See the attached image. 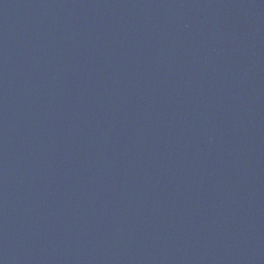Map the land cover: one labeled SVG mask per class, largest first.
Instances as JSON below:
<instances>
[{
	"label": "water",
	"instance_id": "water-1",
	"mask_svg": "<svg viewBox=\"0 0 264 264\" xmlns=\"http://www.w3.org/2000/svg\"><path fill=\"white\" fill-rule=\"evenodd\" d=\"M0 264H264V0H0Z\"/></svg>",
	"mask_w": 264,
	"mask_h": 264
}]
</instances>
